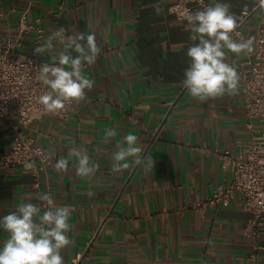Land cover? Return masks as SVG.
<instances>
[{
  "label": "crops",
  "instance_id": "crops-1",
  "mask_svg": "<svg viewBox=\"0 0 264 264\" xmlns=\"http://www.w3.org/2000/svg\"><path fill=\"white\" fill-rule=\"evenodd\" d=\"M23 1L0 0V11L20 7ZM173 1L35 4L31 18L43 17L44 41L57 28L50 10L63 3L61 25L67 34L95 33L102 48L96 62L82 68L94 84L85 90V99L75 102L66 118L47 114L26 128L54 158L47 179L55 204L71 209L72 244L61 251L64 264H264V235L256 242L246 234L252 213L239 198L229 206L192 207L197 197L230 183L232 173L218 150L238 153L250 131L240 76L236 94L206 101L193 98L183 87L189 66L186 53L193 42L190 25L168 10ZM207 1L229 3L243 35L253 36L264 19L260 0ZM157 4L164 9L159 16L154 11ZM16 21V13L0 20V39ZM26 45H31V38ZM61 50L54 42L52 57ZM225 51L226 62L238 72L244 54ZM108 129H115L116 135L108 137ZM129 134L138 137L145 159L135 165L129 158L132 166L117 171L113 153L117 145L126 146L123 137ZM10 138L0 118V218L22 202L37 205L42 215L45 208L37 197L45 191L44 182L38 188L29 170L2 163ZM71 148L86 152L98 166L93 176L76 174L78 161L68 157ZM62 157L69 158V167L57 172L54 165ZM7 235L0 229V242ZM79 253L82 257L75 263Z\"/></svg>",
  "mask_w": 264,
  "mask_h": 264
},
{
  "label": "clouds",
  "instance_id": "clouds-1",
  "mask_svg": "<svg viewBox=\"0 0 264 264\" xmlns=\"http://www.w3.org/2000/svg\"><path fill=\"white\" fill-rule=\"evenodd\" d=\"M264 11V0H260ZM156 15L164 9L154 6ZM184 19L190 25L193 42L187 49L189 66L184 71L183 87L200 101L234 95L238 92L239 75L234 66L226 62V51L236 55L252 54L254 38L234 39L232 33L238 28L239 17L231 12V5L214 2L202 10H185ZM64 27L51 31L43 44L34 49L37 55H49L56 63H43L39 66L40 80L50 90L38 98V102L49 113H56L65 107L66 102H80L85 99V90L94 87L93 81L82 74L85 63L92 65L102 51L96 42L95 33L67 34ZM54 42L62 45V50L55 57ZM73 53H76L75 57ZM115 129H108L107 136L114 137ZM126 146L117 145L113 153L117 171L129 169L127 161L133 158L135 165L144 162L143 149L138 144V137L133 134L123 137ZM69 158H75L76 174L81 178L94 175L96 164L89 155L78 148H71ZM69 158H60L54 165L57 172L68 170ZM153 165V158H147ZM31 169L33 163H26ZM37 199L47 203V209L39 215L41 209L31 203H20L12 212L0 218V229L7 238L0 247V264H64L61 251L72 244L68 232L71 209L59 207L51 194H40ZM37 216L39 221L37 222Z\"/></svg>",
  "mask_w": 264,
  "mask_h": 264
},
{
  "label": "built area",
  "instance_id": "built-area-1",
  "mask_svg": "<svg viewBox=\"0 0 264 264\" xmlns=\"http://www.w3.org/2000/svg\"><path fill=\"white\" fill-rule=\"evenodd\" d=\"M38 0H24L20 7L13 6L9 11H0V20L9 14L16 13L17 21L0 39V118L10 131L11 138L2 150L1 159L6 168L19 166L29 170L34 177V185H45L44 193L52 195L51 185L47 179L48 170L54 158L35 137L27 133L26 128L36 119L44 115H58L66 118L74 108L75 101L65 103V107L56 113H49L38 102V98L50 89L40 80L39 66L43 63H56L35 54L34 49L42 44L45 38V27L42 16L31 18ZM207 0H174L169 6L170 13L180 20L184 19L185 10H202L211 6ZM63 3L51 13L56 19L57 28L62 27L61 16ZM232 33L239 39L254 38V51L244 54L238 69L239 76L245 86L246 128L250 138L238 153L230 150H218L226 167L231 171L229 184H220L209 196L197 197L193 208L203 209L207 206H229L239 198L242 207L252 213L248 221L246 234L256 242L264 235V19L260 22L253 36L243 35L241 23ZM31 38L28 47L26 41ZM26 163H33L28 169ZM43 177L45 178L44 180ZM47 209V203L41 201ZM99 226L93 239L98 235ZM3 243L0 242V247ZM264 249V245L260 246ZM82 254L76 255V263Z\"/></svg>",
  "mask_w": 264,
  "mask_h": 264
},
{
  "label": "rangeland",
  "instance_id": "rangeland-1",
  "mask_svg": "<svg viewBox=\"0 0 264 264\" xmlns=\"http://www.w3.org/2000/svg\"><path fill=\"white\" fill-rule=\"evenodd\" d=\"M257 126H260V127H261V126H264V124H263V123H260V122H258V123H257Z\"/></svg>",
  "mask_w": 264,
  "mask_h": 264
}]
</instances>
